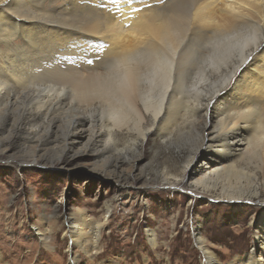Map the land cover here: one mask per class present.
Returning <instances> with one entry per match:
<instances>
[{
  "label": "bare ground",
  "instance_id": "1",
  "mask_svg": "<svg viewBox=\"0 0 264 264\" xmlns=\"http://www.w3.org/2000/svg\"><path fill=\"white\" fill-rule=\"evenodd\" d=\"M15 111L50 132L64 123L66 148L81 146L75 156L113 147L119 201H132L120 176L128 149L177 136L191 157L181 175L161 174L160 188L192 196L190 186L202 196L221 188L218 200L244 206L264 185V0H0L1 128ZM104 162L101 174L110 171ZM137 168L133 160L127 173ZM113 209L106 205L102 222L71 217V264H81L75 249L100 253ZM261 211L253 241L231 264H264V204ZM203 222L190 229L202 264H223ZM40 228L47 249L55 232ZM146 232L157 250V231Z\"/></svg>",
  "mask_w": 264,
  "mask_h": 264
},
{
  "label": "rangeland",
  "instance_id": "2",
  "mask_svg": "<svg viewBox=\"0 0 264 264\" xmlns=\"http://www.w3.org/2000/svg\"><path fill=\"white\" fill-rule=\"evenodd\" d=\"M9 114L13 120L6 128L0 127V264H71L72 241L67 234L71 217L83 214L102 222L107 204L114 209L102 232L101 251L91 259L75 249L81 264H202L190 231L197 217L204 221L202 231L209 248L223 264L233 263L234 256L253 241L250 224L262 213L264 185L260 195L252 196L244 206L218 200L221 188L211 189L207 196L199 195L201 190L195 186L189 187L198 193L195 196L160 188L165 184L161 174L181 175L191 157V148L177 136L166 142L150 138L140 148L128 149L123 163L126 175L120 176L132 201H119L115 165L108 156L113 147H106L110 153L98 158L75 156L81 146L66 148L67 127L61 121L58 130L50 132L49 126L25 119L21 111ZM115 139L122 147L127 136L119 132ZM203 157L199 153L195 163ZM105 159L111 173L101 174ZM133 160L138 168L129 175ZM238 167L246 168L242 162ZM140 188L141 195H137ZM141 198L150 201L148 206ZM36 227L55 232L49 248L38 239ZM150 228L160 237L155 251L146 237Z\"/></svg>",
  "mask_w": 264,
  "mask_h": 264
}]
</instances>
